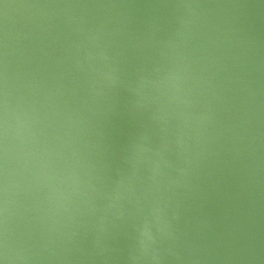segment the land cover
I'll return each instance as SVG.
<instances>
[{
    "label": "water",
    "instance_id": "1",
    "mask_svg": "<svg viewBox=\"0 0 264 264\" xmlns=\"http://www.w3.org/2000/svg\"><path fill=\"white\" fill-rule=\"evenodd\" d=\"M0 264H264V0H0Z\"/></svg>",
    "mask_w": 264,
    "mask_h": 264
}]
</instances>
